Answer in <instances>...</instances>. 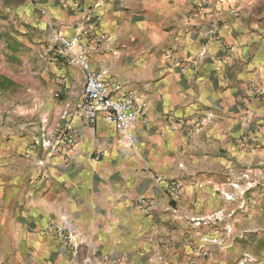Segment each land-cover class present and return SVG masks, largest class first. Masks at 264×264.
I'll use <instances>...</instances> for the list:
<instances>
[{
  "label": "crops",
  "instance_id": "1",
  "mask_svg": "<svg viewBox=\"0 0 264 264\" xmlns=\"http://www.w3.org/2000/svg\"><path fill=\"white\" fill-rule=\"evenodd\" d=\"M89 10L101 16L94 35L63 57L56 34L87 29ZM195 10L196 0H0V264H264V0ZM143 40L172 46L173 67L165 56L133 76L117 66L114 48ZM84 54L144 103L131 145L103 116L90 126L73 114ZM67 129L71 151L43 146ZM53 222L74 231L75 254Z\"/></svg>",
  "mask_w": 264,
  "mask_h": 264
},
{
  "label": "built area",
  "instance_id": "2",
  "mask_svg": "<svg viewBox=\"0 0 264 264\" xmlns=\"http://www.w3.org/2000/svg\"><path fill=\"white\" fill-rule=\"evenodd\" d=\"M196 2L199 10H195V15L202 16L211 7L212 0H196ZM88 12L87 16L90 19V24L87 29H82L72 37L60 33L56 34L59 52L63 57H66L74 46L82 43L84 35H94L92 30L100 23L101 16L92 14L90 10ZM77 61L85 74V86L73 114L82 117L90 126L96 125L98 118L103 116L107 122L117 128L122 137V142L127 146L131 145L135 139L133 131L135 125L140 121H147L144 103H142L136 92L122 90L118 83L111 80L106 69H93L87 55L80 56ZM190 121L193 128L198 126V120L193 118ZM181 124H184V121ZM47 137L44 136L43 138V146L51 147L54 151L69 152L76 145V134L70 129L57 137L53 144ZM179 189V185L173 182L172 191L174 195L179 194ZM145 202L144 199L139 200L140 204ZM48 230L58 236L60 245L63 248L75 254L78 242L74 231L66 222L62 224L53 222L49 225ZM105 262L108 264H125L117 258H108Z\"/></svg>",
  "mask_w": 264,
  "mask_h": 264
},
{
  "label": "rangeland",
  "instance_id": "3",
  "mask_svg": "<svg viewBox=\"0 0 264 264\" xmlns=\"http://www.w3.org/2000/svg\"><path fill=\"white\" fill-rule=\"evenodd\" d=\"M131 31H132V29H130L128 32H125L122 34V37L124 40L131 38L134 35L131 33ZM139 33L141 35H144V38H146L148 36V35H145L146 33L143 31H139ZM157 33L159 34L160 32H157ZM143 42H144L143 44H137V42H136L135 44H130V45L127 44V46H125V44H124V46H122L120 48L115 47L114 49H118L119 50L118 54H120L116 59L117 66L125 67V72H127V74L132 73L131 76H133V74H135V72H134L135 67L134 66L138 67V69H139V68L143 67L144 64H146L147 66H149V67L152 66L156 69V68H158V65H159L158 57L163 58L165 56L164 57L165 59L163 61V69L173 67V63H170L168 61V58H167L168 55L174 53L172 46L164 45V46H160V47H157V46L150 47V46L146 45L147 42H145L144 40H143ZM146 54H150V56H151L150 62H145ZM88 60H89V57H88ZM90 64H92V63H90ZM139 76L140 75H138V77L136 79L137 81L142 80ZM8 114L9 113L5 112V115H8ZM5 115H4V119H3L4 123L1 126L2 129H6L7 122L8 121L10 122V120H8ZM8 127L11 128V126H8ZM258 167L260 170L258 175H257V179H258L259 184H260V190L258 193L260 196L264 197V186H263L264 185V162H260ZM245 179H248V178H245Z\"/></svg>",
  "mask_w": 264,
  "mask_h": 264
}]
</instances>
